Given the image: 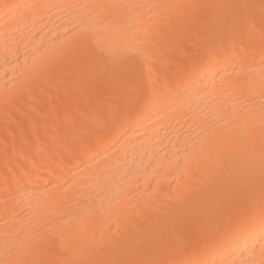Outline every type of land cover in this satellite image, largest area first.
<instances>
[{
	"label": "bare ground",
	"instance_id": "1",
	"mask_svg": "<svg viewBox=\"0 0 264 264\" xmlns=\"http://www.w3.org/2000/svg\"><path fill=\"white\" fill-rule=\"evenodd\" d=\"M0 129V264H264V0H0Z\"/></svg>",
	"mask_w": 264,
	"mask_h": 264
},
{
	"label": "rangeland",
	"instance_id": "2",
	"mask_svg": "<svg viewBox=\"0 0 264 264\" xmlns=\"http://www.w3.org/2000/svg\"><path fill=\"white\" fill-rule=\"evenodd\" d=\"M259 13V15H262V13L259 11L258 12ZM257 14V13H256ZM257 16V15H256ZM191 31V30H190ZM189 34V35H188ZM187 35H185V40H187V41H189V40H192L193 39V34L191 35L190 34V32L188 33ZM191 36V37H190ZM190 37V38H189ZM188 38H189V40H188ZM187 41H185V44H184V47H185V50H187V48H188V44H186V42ZM251 44V43H250ZM183 47V48H184ZM192 49V53H196L197 51H198V49H199V46H193V48H191ZM193 50H194V52H193ZM191 53V54H192ZM96 85V86H95ZM89 86V87H88ZM87 87H84L83 88V91H79V90H74V91H70L69 93L71 94V95H66L65 96V98H64V100H66V101H64V103H66V105H69V104H71V103H74L77 99H80V97H82L81 96V94L84 96L83 98H85V96H87L89 99H92V96H95V95H97L98 93H102V91H99V89L98 88H100L101 86L99 85V84H90V85H88ZM93 86V87H92ZM98 86V87H97ZM89 90H88V89ZM104 88H106V86L105 87H103V89ZM87 89V90H86ZM101 90H102V88H101ZM105 90V89H104ZM76 92V93H75ZM80 92V93H79ZM87 92V93H86ZM95 92V93H94ZM68 93V94H69ZM78 93V94H77ZM84 93H85V95H84ZM90 93L92 94V95H90ZM94 93V94H93ZM97 93V94H96ZM100 93V94H101ZM103 94V93H102ZM74 95V96H73ZM89 95V96H88ZM87 97L85 98V99H87ZM74 98L76 99V100H74ZM100 98V97H99ZM106 98V97H105ZM73 100H74V102H73ZM17 113V112H16ZM16 113L14 112V114H15V116H16ZM33 115H37V113H32ZM20 115H21V113H20ZM19 114H17V116H20ZM24 115V114H23ZM6 121H7V125L9 126L8 128L10 129V130H12V132L11 133H13V135H14V132H13V128H12V125H13V127H14V123L13 122H11L12 120H11V117H7L6 118ZM9 121H10V123H9ZM12 124V125H11ZM2 131V132H1ZM7 131V130H6ZM8 132H10V131H7L6 133L8 134ZM3 130L2 129H0V136L2 137V138H0L2 141L0 142V165H1V167H2V165H3V159H1L2 158V156H3V151H4V149H5V141H7V138L9 139L10 137H12L13 135H11V133L10 134H8V136L9 135H11V136H9V137H7L6 136V134L4 133V135H3ZM4 136H6V138L4 137ZM2 142H4V143H2ZM3 144V145H2ZM5 163V162H4Z\"/></svg>",
	"mask_w": 264,
	"mask_h": 264
},
{
	"label": "snow or ice",
	"instance_id": "3",
	"mask_svg": "<svg viewBox=\"0 0 264 264\" xmlns=\"http://www.w3.org/2000/svg\"><path fill=\"white\" fill-rule=\"evenodd\" d=\"M181 7L184 8H194V7H219V6H213V5H183ZM260 219L262 224H264V207L260 209ZM115 264H121V262L117 261ZM131 264H158V262L155 261H140V262H131ZM163 264H212L209 260H188V261H165Z\"/></svg>",
	"mask_w": 264,
	"mask_h": 264
}]
</instances>
